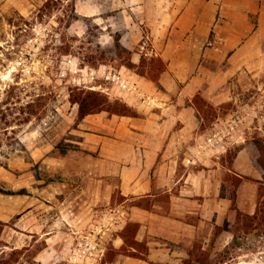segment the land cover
Wrapping results in <instances>:
<instances>
[{
	"label": "crops",
	"instance_id": "obj_1",
	"mask_svg": "<svg viewBox=\"0 0 264 264\" xmlns=\"http://www.w3.org/2000/svg\"><path fill=\"white\" fill-rule=\"evenodd\" d=\"M30 3L0 0V14L8 5L23 13ZM76 9L102 23L103 43L120 31L135 63L155 55L167 67L157 83L137 68L102 64L136 83L132 92L111 87L106 79L105 91L140 115L102 110L75 120L71 141L78 153L58 157L68 162L63 171L69 178L54 187L53 199H40L36 218L31 212L24 222L30 232L36 224L39 240L43 237L34 264H85L74 253L80 232L116 209L123 215L104 243L107 249L112 241L120 251L104 264H183L188 248L207 228L212 231L232 218V199L222 195L224 173L250 177L239 195L246 183L257 185L261 178L248 141L257 130L264 133V0H76ZM241 79L245 99L234 89ZM199 93L219 111L234 101L246 113L219 112L211 126L202 128L194 101ZM236 115L253 133L235 141L239 150L229 167L223 154L230 136L241 134L242 123L224 148L209 147L206 139ZM129 222L137 224L135 239L149 246L147 259L126 252L125 245L138 251L120 234ZM209 241V235L204 237V247Z\"/></svg>",
	"mask_w": 264,
	"mask_h": 264
},
{
	"label": "rangeland",
	"instance_id": "obj_2",
	"mask_svg": "<svg viewBox=\"0 0 264 264\" xmlns=\"http://www.w3.org/2000/svg\"><path fill=\"white\" fill-rule=\"evenodd\" d=\"M75 1L31 0L23 13L9 5L1 9L0 186L16 191L26 189L24 193L0 192V253L6 250L0 255V261L9 258L7 264H34L43 237L39 240L36 224L31 226H35L36 231L30 232V224L24 222L31 212L36 218L40 199H53L54 187L69 178L68 171H63L68 162L58 157L79 150L71 141L79 107L70 100L71 90L75 86L91 88L89 86L95 83L91 82L87 68H99L102 62L118 66L128 56L124 50L115 47L114 38L103 43L106 35L101 31L100 21L75 18ZM96 78L97 82L107 85L103 75ZM239 81L242 86L239 84L234 89L240 92L241 99H245L246 82L244 79ZM240 105L227 101L218 112L227 115L238 109L246 113ZM247 124L243 122L239 127L240 135L230 136L228 148L237 146L235 141L241 135L248 137L253 133ZM47 188L50 193L44 192ZM257 190L258 184L243 186L238 196L241 209L249 213L255 211ZM29 206L34 207L33 210ZM232 214L234 221L236 212ZM214 230L207 228L197 241L210 236L207 248L219 264H264V232L261 229L241 237V244L232 251L233 258L223 263L220 252L234 236L226 230L211 247ZM14 249L19 251L11 257L10 252Z\"/></svg>",
	"mask_w": 264,
	"mask_h": 264
},
{
	"label": "trees",
	"instance_id": "obj_3",
	"mask_svg": "<svg viewBox=\"0 0 264 264\" xmlns=\"http://www.w3.org/2000/svg\"><path fill=\"white\" fill-rule=\"evenodd\" d=\"M74 6L76 7V1ZM15 10L18 9L15 8ZM75 11L76 19L84 17L85 19L92 18L95 20V16L81 14L76 8ZM10 23H12V18H10ZM100 28L103 33V26L101 25ZM113 35L115 47L124 50V52L128 54L124 62H121V64H125L130 68H137L139 73L147 75L159 83V75L167 67L165 61L160 56L152 55L145 57L143 55L141 62L137 64L133 61V50L126 47L121 41L122 33L117 31L114 32ZM105 63L113 64L111 62H102L100 65ZM70 100L71 102L78 103L79 105L76 115L77 122L81 121L89 113L100 112L102 110H108L119 114L135 116L140 115V112L134 106L128 104L120 98H112L106 91L75 86L70 92ZM194 101L199 110L200 116L203 118L202 128L211 126L215 119L219 116L218 107L209 102L200 93L195 96ZM248 142L250 158L261 174V178L256 179L258 182L256 209L253 213H249L241 209L238 205L239 188L242 182L246 178L250 177L241 176L233 171L227 170L223 175L222 195L232 199V209L236 211V216L234 221L227 219L223 224L215 226L214 237L210 244L212 247L217 237H219L221 233L226 230L233 233V240L224 248L222 252H220V262L222 263L233 258L232 251L236 246L241 244V237H244V235L249 234L255 229H261L264 232V133H262L261 130H257L251 135ZM238 150L239 146H231L223 154V161L229 164V167L233 166ZM0 192L7 194L24 193L26 192V189L16 191L0 186ZM136 230L137 224L129 222L125 228L120 231V234L125 237L127 244L129 243L138 249V251H128V247L125 245L126 252L147 259L149 246L146 241H139L135 239L134 235ZM18 251L16 249L12 250V252H10L11 257H14ZM119 251V249L115 248L112 241L109 242L102 264L113 260ZM2 253L5 254L6 250L2 251L0 255H2ZM211 254V250L204 247L203 241L198 242L195 240L192 247L188 248V256L183 260V264H219V261H215L211 257ZM7 263H9V258L6 259V261H0V264Z\"/></svg>",
	"mask_w": 264,
	"mask_h": 264
},
{
	"label": "built area",
	"instance_id": "obj_4",
	"mask_svg": "<svg viewBox=\"0 0 264 264\" xmlns=\"http://www.w3.org/2000/svg\"><path fill=\"white\" fill-rule=\"evenodd\" d=\"M91 77V88H101L104 91L108 89L102 82H97L96 77L103 75L105 79L111 80L114 85L123 90L134 91L137 90L136 83L123 74L122 71L115 67L101 66L99 68H87ZM243 118L241 115H236L229 120V122L219 128L215 129L206 139V144L213 148H224L227 137L237 130ZM123 215L122 211L116 209L111 213V216L105 218L103 221L90 226L86 231H81L80 236L75 243V257L85 264H99L106 253V245L104 239L108 233L119 223V219Z\"/></svg>",
	"mask_w": 264,
	"mask_h": 264
}]
</instances>
